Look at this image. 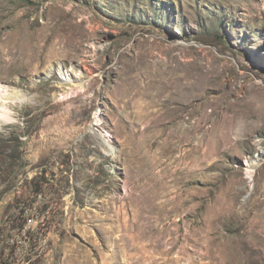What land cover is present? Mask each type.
<instances>
[{
  "label": "rangeland",
  "instance_id": "1",
  "mask_svg": "<svg viewBox=\"0 0 264 264\" xmlns=\"http://www.w3.org/2000/svg\"><path fill=\"white\" fill-rule=\"evenodd\" d=\"M11 92L0 264H264V0H0Z\"/></svg>",
  "mask_w": 264,
  "mask_h": 264
},
{
  "label": "bare ground",
  "instance_id": "2",
  "mask_svg": "<svg viewBox=\"0 0 264 264\" xmlns=\"http://www.w3.org/2000/svg\"><path fill=\"white\" fill-rule=\"evenodd\" d=\"M21 94V93H20ZM18 94L17 92H11L8 93L6 97H1L0 98V125L4 124L6 121V110H5V105L8 101H21L24 99V96L21 94ZM246 170L249 171L253 168L252 163H247L246 164Z\"/></svg>",
  "mask_w": 264,
  "mask_h": 264
},
{
  "label": "built area",
  "instance_id": "3",
  "mask_svg": "<svg viewBox=\"0 0 264 264\" xmlns=\"http://www.w3.org/2000/svg\"><path fill=\"white\" fill-rule=\"evenodd\" d=\"M34 217H35L34 213L31 212L29 208L23 209V212H22L23 224L22 226L20 227L18 226L15 228L17 229V233H20V232L22 233V231L25 232L27 230V226L34 223ZM15 229L13 227L10 228V230H15Z\"/></svg>",
  "mask_w": 264,
  "mask_h": 264
},
{
  "label": "trees",
  "instance_id": "4",
  "mask_svg": "<svg viewBox=\"0 0 264 264\" xmlns=\"http://www.w3.org/2000/svg\"><path fill=\"white\" fill-rule=\"evenodd\" d=\"M22 226V225H21ZM13 228H15L14 226H12ZM19 227H20V225H19Z\"/></svg>",
  "mask_w": 264,
  "mask_h": 264
}]
</instances>
